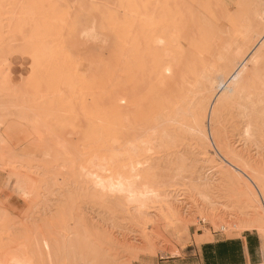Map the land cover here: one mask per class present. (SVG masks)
<instances>
[{"label":"bare ground","instance_id":"6f19581e","mask_svg":"<svg viewBox=\"0 0 264 264\" xmlns=\"http://www.w3.org/2000/svg\"><path fill=\"white\" fill-rule=\"evenodd\" d=\"M122 1L128 2L129 0ZM170 1L175 7H178L181 4L186 5L187 2L188 5L186 6L191 9L193 7L191 4L196 0H191V4L189 3L190 0H185V3L183 2V0H179L182 1L180 5L179 1L176 0V2H178V6H176L177 3L176 5H174V0ZM170 1L166 0V4H168V6H171V8L168 7L169 9H173L172 4L170 5ZM201 1L202 0H197V4H195L196 7H194H198V9L201 8L199 11L202 14L198 13V16L200 15L199 20H201L203 17L201 15H207L210 13V11H208V8L209 6H211L212 2L214 5L219 2V0H210V5L207 2L209 6H206V1L208 0H205V2L204 0L202 2ZM3 2V0H0V43L4 39L3 34L6 25V18H3V14L1 11V8L7 7L4 3L10 2L8 4V6L10 5L9 7L11 8L10 20L12 19L15 22H18V20L20 19L24 8L49 6V10L38 9L35 12V16L31 18V27L33 32L32 37H35V44L30 47V51L35 54L33 57L34 60L31 61V65H33L35 61L37 62V64H39L41 61L46 60L40 59V61H38L37 58L39 57V55L37 54V52L41 46L43 36L49 35L51 37H55V39L58 38L55 35V32L56 28L59 26L58 23H60V21L58 20H60V17L57 18L56 16L62 12V14L59 15L61 16L64 14L62 20L68 17V11L59 8L62 11H60V13L58 12L59 9L57 6L66 5L64 3V0H8V2ZM164 2L165 0L162 1V3ZM199 3H201V5H199ZM202 3H204L206 7H200L203 6ZM166 4L165 7L163 6L164 9L166 8ZM213 4L211 7V11L214 12L216 10V13L220 10V8L221 10L223 9L220 6L218 10L217 8L219 7V5H216L217 8L215 9L214 7L215 10H213ZM182 6L184 10L182 9L181 11H185V9H188L187 7L185 8L184 5ZM182 6H180V9ZM223 7L225 8L226 12L230 11V9L233 8V11H231L233 12L231 14V17H229L230 15L228 16L227 14L229 12L225 13V15H227L226 17L230 19L229 20L226 18L227 22L231 24L227 25L229 27L226 28H230L232 24L235 26H232L231 30H226H229L230 32L232 31L230 33L231 37L229 34V37L231 39L234 31L235 34H237L234 35L235 39H232V41L236 42L234 43V48L239 50L234 55L232 54L234 51L230 48L232 47L233 42L231 43L230 38H228V41H230V43H226L224 48L223 46H221V53H219L221 50L219 48V45L217 44L219 51L216 50V52L220 54L219 56L224 55L223 59H225V61H223L225 63L224 65L219 66L220 69L221 67L223 69H221L220 71L218 70V74L214 76L215 78L212 81H209L211 77L207 79L208 74L205 71V67L202 65V61L205 62L206 60H204L203 58H198L201 55L198 54L200 50H202L200 52L204 54V52L207 51L206 49L209 48V45L212 49V45L209 43L208 38L211 37L212 39V37L215 35H213L215 31L212 32L211 30L210 34L208 33L209 29L207 30L205 28L202 21L206 17H203L202 21L198 23L197 20H195L197 14H194L193 12L195 16L193 18L194 25L192 22L193 19H190L192 20V27H190L189 25V28L187 26V24H189L187 21L189 20L186 14V12L188 11L189 16L191 15L189 10L184 12L186 14L184 15V17L187 18L183 17L184 22H180V24H177L178 20H175V18H173L175 12H177L178 10L180 11V9L177 8V11L173 9L175 11L174 12L172 10L174 12L171 13L173 14V16L169 14L171 18L167 17L165 13V21L169 22L173 18V23L170 22L169 24L172 23L173 27L175 25V22V26H178V29H176L175 26L173 27L176 30H173L175 33H172L171 37H173L174 35V38H171L169 35L171 34L170 30L172 29L171 26H168L169 24L167 26L171 29L164 25L165 28L168 29H165V31H163V33L166 32L164 34L161 32L162 35H160V32H154L152 34L149 32L143 34L145 33V31H143L142 33H139L144 28L143 27L141 29V25L143 22V26L146 27L148 24L145 23V21L148 20L147 22H149L150 24V21L153 20H149V14L148 16H146L148 11H146V19L144 15H142V19L144 18L145 21L143 19L141 20L143 22L140 23L139 18L138 23L137 13H139V11H137L136 16H134L135 14L132 12L134 9L131 10V14H134V17L130 15L131 19L129 17L126 19H129L132 22L135 21L134 18L136 17L135 23L137 25L135 24L134 26H132V23L130 21L129 22L131 24L128 21H121L122 23L124 22L125 27H128V25H130L131 28L132 26L133 30L131 29L130 31L134 33H130L129 27L128 30L122 27V23V25H120L121 27L119 26L120 17H116L115 13L107 14L106 18L108 19L109 29L110 31H112V35H114L116 40L117 55L115 65L118 66L119 69H121L122 74L120 77L122 78L123 85L126 86V84H132L137 88V85H135V81H140H138L137 78L140 77V79H142L143 81L145 77H148V85H146V87H151L149 84L150 80L152 83V92L148 89L147 90L149 93H152V95L150 94V96L148 97L152 96L151 100L154 102H152L153 106H155V108L160 111H162L161 108H167L168 112L171 114H168L170 115L169 119L175 122V124H178V127H180L175 129V126L174 130L179 131L182 135H188L189 133H192L193 135L197 136L198 142L200 143L198 147L200 148L199 151L202 155L199 158L198 163L200 162L199 165L201 171L199 172V174L196 173L197 175L193 176L194 178L192 180H188L186 182V184H189L190 186V192H192L191 196L194 199H191L190 202H187L191 203L192 206L187 207L186 213L188 214L185 217L190 215V213L192 212L191 208L196 207L198 209V215H196V217H198L199 220H209L210 224H212L213 226H219V229H222V232H224L227 236H237L242 231H255L257 235L262 239L264 249V153L260 147H255L254 149L256 153L252 155H250V152L247 151V149L250 148V140L252 139V137L254 138V136L250 134V127L253 128L251 126L252 123L264 128V126H262L264 125V0H226V3H224ZM136 10H134V12H136ZM193 10L194 9L192 8V11ZM201 10H204L205 12H201ZM195 12L197 13V10ZM177 13L178 15L180 14L179 17H181V15L183 14V12L182 14L179 12ZM211 13L209 14L210 16H208L210 17L211 22L214 21L213 23H215V19L211 17L215 14L212 15ZM222 13H220L222 16L219 14L215 15L217 19L220 16L221 18H225L224 9ZM215 16L213 17L215 18ZM179 17L176 16V18ZM190 17L192 18V15ZM209 17H207L206 19L208 20ZM181 19H179V21ZM222 19L219 20H225ZM235 19L237 20L238 24L236 22V24H234ZM185 21L187 24L185 23ZM200 23L202 24L200 25ZM206 23L207 22H205V24ZM215 24H218V20ZM224 24H226V22H224ZM184 25L185 27H188V33L190 31L193 34L191 35L190 33V37H193L194 33H202L203 35H196L201 39V37L206 34L204 36L206 40L203 37L202 39L204 40L201 39L202 41H200L199 38H197L198 40H195V36L193 37L194 43L195 41L200 43L199 46L203 43L201 49L197 45L193 46L189 40L192 48L195 47L194 49L198 51L196 52L193 49V53L196 56L195 58H198V60L201 62H198V60L192 58L195 59L194 61L197 63V65L194 64V61L192 63H189V54L188 56H186L188 52L183 51L182 48L184 45L189 43L187 42L188 40H186L187 37L185 36H188V34H181L186 33L187 31L183 32V29L179 28V26L184 28ZM196 25L197 28L201 26H203L204 28H199V32L197 30L194 31L193 28H196ZM122 28H124V30H126L125 32L127 33H125ZM135 28H138L139 31ZM152 29H154V26ZM180 29L182 31H180L181 33L176 32ZM204 29L208 32H206ZM191 30H193L194 33ZM201 30H204V32H202ZM176 33L180 34L177 38L175 35ZM165 34L168 35V37H170L172 41H168L169 38ZM142 35H145V37L148 38H146L147 43L141 46V40L144 37ZM182 36H185V40L183 41ZM145 37L143 38L144 41L146 40ZM217 37L220 39V36L217 34L216 37H213V39L215 40ZM211 39L209 40L211 41ZM219 39H216V41ZM239 40L241 41L240 43ZM185 41L187 42L186 44ZM207 41L209 45L206 43ZM256 43L258 44L256 48L257 50L248 59L250 53L252 52V47ZM239 45H242L243 47H240ZM184 47H187L185 49L187 50L189 45H186ZM215 48V46L212 50L209 48L208 50L210 51L207 52L210 53V55L206 56H211V53H215ZM188 50H190V48ZM146 57L148 58V60H145ZM51 63L57 71L52 70V72L46 71L39 73L29 72V75L25 77L27 79L25 80V85L34 89H40L43 87L42 85H44L45 87V85L47 84V88H52L51 94H53L57 98L52 102L47 101V103L43 105L29 104V106H26V103L24 102L25 98H23L24 96H22L25 91L19 88V98L23 101L21 106L26 109V113H28L29 115H33V119L32 121H30V123H24V127H21L16 131L12 130V128L9 126H3L2 123H0V169L3 170V172H8V174L13 175L14 177L25 176L27 175L26 172H28L29 175H32L34 181H37V184H35L32 180L23 185V194L19 197V199L25 205L30 206V208H34L32 205L37 202H41L43 207L47 204L46 202H48L49 200V193L47 190H43V187L48 184L47 180H49V178L51 177L49 169L52 168L53 165H61L62 171L60 173L63 182H61L62 188H59L62 193H66L69 195L68 191L70 192L71 190H76L77 192L80 191V193L83 192L84 194L89 195L90 199L92 198L93 200H95V202L96 200L101 203L112 202L114 205H116V207L122 208L126 212L128 219L132 223H141L145 225V227L139 230V233L137 235L139 236V241H142V243L144 244L140 249V252L143 255H152L155 250H157V248L154 247L156 245L155 242L157 243L160 240V242H163L165 245H168L170 242V240L164 237L163 230L165 228L163 229V225H161V222L159 220L153 221L152 219L160 217L162 221H170V225L173 228L176 227L179 223L180 225H188V223L195 221L190 217L188 219H184L185 217L183 218L184 214H182L183 209L181 208V206L186 205V203L183 204L182 202L185 201L186 198L178 196L176 194L177 190L180 188L177 187V184L175 183H177V181H183L185 179L183 178V175L185 173L184 171L186 170L187 172V170H189L186 169L187 166L184 164L185 160L178 159V161L176 162V166L174 168L175 170L173 171L177 170V178L175 176L174 182L172 181L173 178L170 177L169 179L172 180L170 182L169 179H166V183L168 180V184L165 185L166 187L163 186L161 188L153 185V183L151 184L149 178H147L149 172L147 173L146 171L145 173V170H148L150 168L149 166L152 163L153 156L156 155V153L153 152V145L155 140H159V142L163 144L166 143L168 139L170 140L172 138V136L169 135L168 130H164L163 128H161L159 130H155V133L151 132V136L147 132L150 137H143L141 135H138L139 131H141V128L137 131L135 130L137 128H135L134 130H128V128L125 129V122L127 121L128 124H131L133 123V121L130 123V121L127 120L129 118H127L126 115L122 116L123 112L124 110L132 108L134 106L132 104V100L130 103V99H127V90L125 89V87H123L122 90L124 98L121 97L119 98V100H113L112 98L111 100L113 101L108 102L109 107L104 108L103 104H101L102 98L98 97L97 99L95 96L93 97V95L89 97V94H86V92L83 94V92L87 88L85 85L86 80L85 82L83 81L84 85H82L83 76L82 80L81 78L79 80V77H77L76 79V74L72 70V62L70 56L66 54L65 51L62 50V52L59 53V56L57 54L53 55ZM200 68L201 71H199ZM144 72H146L147 75L149 74V76L145 75L144 77ZM44 76L49 77L46 83L44 82ZM188 77L190 81H188ZM75 79L79 82L75 83ZM124 82L126 83L124 84ZM80 83L83 87H80ZM143 83L141 82V84ZM146 83L147 81H145V84ZM2 84L7 88L10 87L11 82L9 75L5 76ZM79 88H83L84 91L80 92V90L82 91V89ZM94 90H96V87L95 89H93V91ZM18 91H16L15 93H17ZM20 91H22V93ZM132 92L134 91L132 90ZM148 92L147 94L149 95ZM98 95L100 96L99 93ZM28 97L29 96H27V98ZM144 97L146 99L145 101H147L148 97ZM29 102L30 101H28V103ZM135 103L137 102H134V104ZM65 109L83 111V114H85L83 119H94L97 122L99 120V122L98 124L96 122L94 124L95 126L91 124L87 127L83 125L79 126L77 123L72 124L71 122L69 123L70 127H63V125L58 124L59 128L58 125H56L55 128L60 133L58 135H55V133L52 132L54 131V129L48 128L45 125L48 121L51 120H48L49 118H47L46 120V117L51 116L52 112H54V114H57L59 112H62V110L65 111ZM92 110L94 112H98V115L94 118H92L90 115H86ZM229 113H231L230 116L228 115ZM232 114L236 115L233 116L234 122L232 123V131L237 132L239 135V140L237 143V146H240L239 149L233 148V146L229 143L227 136H225V134L222 135V127L224 128L225 125H223L222 127L220 126V123L224 119V115L225 118L226 115L232 118ZM40 117L43 121H39ZM186 117L188 119H191L189 122L190 124L187 123L188 119ZM75 120H77V118L70 119V121ZM115 120H119L118 125L122 129L116 128L115 130H113L115 125L111 122ZM165 122L169 123L168 121ZM134 124L135 123H133V125ZM147 126H149V123ZM147 126L145 127L147 128ZM82 128L83 130L86 129L84 135V132L79 135L80 139L84 140L82 142H85L87 145L89 143L90 146L91 144L94 145V148H90L85 152L82 151V149L80 151L77 150L79 145H76L75 141L74 145L71 140L73 139V136H78V133ZM146 128L145 131L147 130ZM81 135L83 136L81 137ZM259 136L260 135H258V137ZM99 141H102L103 143L101 142V144ZM45 142H48V146L44 148ZM85 143L82 145L84 146ZM21 150L32 154L35 158L39 156L40 158L42 157L50 160V162L48 164H45V166L42 165V167L29 166L30 163L29 165L28 163H24V161H26L25 157L19 155V152ZM180 173L182 174L181 176L179 175ZM214 177L216 178V181H219V183L213 182V180L215 179ZM165 178H168V176H165ZM165 178L163 179V182L165 181ZM56 181L57 180H55V182ZM213 184L217 185L218 188L224 187L225 185L226 188L231 191V197L235 198V202H231L230 204L232 206L231 209V206L227 205L228 201L226 202V205H221V203L219 202L220 200H214L215 198L213 199L211 197L210 193L211 189L213 188ZM71 197L72 193L70 198ZM70 198L68 197L66 199L68 202L67 204H69L68 199ZM72 200L73 199H71V202ZM67 204L65 207L62 206L63 208L59 210V214L57 216L44 220L42 225L37 226L30 224L28 225L25 223L21 224L24 232L23 236H19L18 234V236L8 235V243L5 244V246L8 245V248H6L5 246L0 247V264H7L5 258H10L7 254V252L10 250L17 253L16 258L21 260H16L18 264H32L31 259L27 256L26 253H28L29 250L34 249L36 252L34 255L39 258L42 257L44 246L46 244L45 240L49 239L53 241L55 252L57 254H61L63 258H67L66 261H68L69 259V254L78 255V252H81V244L84 246V244L87 242L86 237H93L92 231L94 232V230L96 231V229H94V227H90L88 228V230L92 229V231L90 230L89 232L87 230V232L82 229L81 232L80 228L83 226V220L81 221L80 219H78V216H80L79 213L76 212L75 214L74 211H72V208L70 209ZM219 206L222 207V210L219 209ZM1 208L0 225L4 228H7L9 227V225H7L9 220L6 218ZM42 210L46 211L45 209ZM72 212L74 213V215ZM152 213H154V215ZM74 216H76V218ZM225 216L229 219L234 216L232 218L233 221L224 220L223 217ZM82 228L86 230L85 227ZM150 228L151 231L148 230ZM54 229H61L62 232L59 235H51L50 232H52V230ZM146 230L150 233H148ZM94 237L93 239L98 243H101L103 241L102 239L106 238L104 234L100 236L95 235ZM123 239L122 241L120 239H116V243L119 246V249H122L124 252H129V254H131L130 256H132V260H136L139 255L137 254V251H135L136 247H134V243H130L128 240ZM183 248L184 247H182L181 249ZM165 253H169L170 256L172 255L174 257L180 254V249H178L176 246L172 247L171 245H169L168 252Z\"/></svg>","mask_w":264,"mask_h":264},{"label":"rangeland","instance_id":"374dc122","mask_svg":"<svg viewBox=\"0 0 264 264\" xmlns=\"http://www.w3.org/2000/svg\"><path fill=\"white\" fill-rule=\"evenodd\" d=\"M3 1L8 2V0H3ZM162 1L163 0H129L128 2L122 1V0L121 1L120 0H64V3L66 5H61V6H57V7H58V9L60 8V9H64V10L68 11V17L66 19L62 20L64 17L63 16L64 14L59 16L60 14H62V12L60 13V11H62V10L59 9V11H58L60 13L59 15H57V12H56V15H57L56 17L57 18L60 17V20L57 19L58 21H60V23L57 22L59 24V26L56 28V32H55V35L58 38L55 39V37H51L49 35L43 36L41 46L37 52V54L39 55L37 60L38 61H40V59H46V60L41 61L39 64H37V62L35 61V63L33 65H31V61L34 60L33 57L35 54L32 51H30V47H32L35 44L34 43L35 37H32L33 32H32V27H31V23H32L31 18H33L35 16V12L38 9L39 10H44V9L49 10V6L24 8V11L20 16V19L18 20V22H15L12 19L10 20L11 8L9 7L10 5L8 6V4L10 2L9 3L3 2L4 4H6L7 7L1 8L3 18H6L5 19L6 25H5V30H4V34H3L4 39L0 43V123H2L3 126H9L12 128V130L16 131L19 128L24 127V125H25L24 123H27V122L30 123V121H32L33 115L32 114L29 115L28 113H26V109L23 106H21L23 101L19 98V96H20V93L18 91V90H20L19 88H21L25 91V93L22 94V96H24L23 98H25L24 102L26 103V106H29V104L30 105H38V104L43 105V104H46L47 101L52 102L57 98L56 96L51 94L52 88H47V86H46L47 84L45 85V87H44V85H42L43 87L40 89H34L32 87H27L25 85L26 84L25 80H27L25 77H27L29 75V72H35V73L46 72V71L52 72V70H55V68L53 67V65L51 63L53 55L57 54L59 56V53H61L62 50L65 51V53L70 56V59L72 62V70L76 74V79H77V77H79V80H80V78L82 80V76H83L82 85H84L83 81L85 82V80H86V82H87V80L89 82V83L85 82V85L87 87L86 88L87 91H86V89L84 91L83 88H79V89H82V91L80 90V92L84 91L83 94L86 92V94H89V97H91V95H93V97L95 96L97 99H98V97L102 98L101 104H103L104 108L109 107L108 102H112L113 100H119V98H121V97L124 98V94L122 93V90H123V87H125V89L127 90L126 91L127 99H130L129 100L130 103L132 100V104L134 106L132 108H128V109L124 110L122 116L126 115L127 118H129L127 120H129L130 123L132 121H133V123H135L134 125H133V123H131L132 124L131 125V124H128L126 121L125 122L126 123L125 129L128 128V130H130V129L134 130L135 128H137V129H135L137 131L138 129L140 130V128H141V131H139V134L137 132L136 133L138 135L143 136V137H148L149 134L151 136L152 133H155V130H159L161 128H163L164 130H166V129L168 130V133L170 136H172V138L170 140L168 139L167 142L163 143V144L160 143L159 140H155L154 145H153V152H155L156 155L153 156L152 163L150 162L151 163L149 166L150 168L148 170H145V173H146V171H147V173L149 172V175L147 178H149L151 184L153 183V185L162 188L163 186L168 184V180L166 183V179H169L171 177V178H173V180L169 179L170 182H171V180L174 182L175 176L177 178V174H176L177 170L176 171H173V170H175L174 168L176 166V162L178 161V159L185 160L184 164L187 166L186 169H189V170H187V172H186V170L184 169L185 173L183 175V178H185V179L183 181H180V182L177 181V183H175V184H177V187L180 188L177 190L176 194L178 196H182V197L188 199V200L185 199V201H182L183 204L186 203V205L181 206V208L183 209L182 214H184L183 215V218H184L188 214V213H186L187 207L192 206L191 203H187V202L188 201L190 202L191 199H194L191 196L192 192H190V188H189L190 186H189V184H186V182L188 180H192L194 178L193 176H196L201 171L200 165H199L200 162L198 163L199 158L202 155L201 152L199 151L200 148L198 147L200 145V143L198 142L197 136L193 135L192 133H189L188 135H186V134L182 135L179 131L174 130L175 126H176L175 129L180 128V127H178L179 126L178 124H175V122H173L171 119H169V116L171 114L168 112L167 108L166 109L161 108L162 111H160V110L156 109L155 106H153V104H152L153 101L151 100L152 96L148 97V96H150V94L152 95V93L148 92V90H150V91L152 90V83L150 80H149V84L151 87L150 88H149V86H147L148 88L146 87V85H148V77H145V75L149 76V74L147 75L146 72H144V77H145V78L143 77L144 83H143L142 79H140V77L138 76L139 78H137V79H138V81L140 80L139 81L140 83L135 81V83H136L135 85H137V88L135 86H133L132 84H130V85L126 84V86L123 85L122 78L120 77L122 74L121 69H119V67L115 65L116 55H117L116 40H115L114 35H112V31H110V29H109L108 19L106 18L107 17L106 15L115 13L116 17L117 16H118V18L120 17L119 26L123 24L122 27H124L126 30H128V27L130 28V25H128V27L126 26L127 27L126 28L124 25V22L123 23L121 22L122 20H124L125 22L126 21L129 22L130 20L129 19L127 20L126 18H128V17L130 18V15L132 17L136 16L137 11H139V13H137V15H138L137 22L139 23V18H140V23H141V22H143L141 20L144 19V18L142 19V15H144V17H145L146 11H148L146 16H148V14H149V16H148L149 20L153 19L150 21L151 25L149 24V22H147L148 20L145 21V19H146V17H145L144 21L148 25L146 27L143 26V23H144L143 22L141 25V29L143 27L144 28L139 33H142L143 31H145V33H143V34H146L149 32L151 34L154 32H157V33L160 32V35H162L161 32L163 33V31H165V29L167 30L168 28L169 29L172 28L170 30L171 34H169V31H168V34L171 37L172 33H175L174 31L176 29H178V26L177 27L175 26L176 25L175 22H174V24H175L174 26L176 27V29L173 28L174 26L172 27V23L174 20L173 18H175V20L176 19L178 20L177 24H180V22H184L183 17H184V15L187 14L188 20H189L187 22L189 24H187L186 21H185V23L187 24L188 27H189V25H190V27H192V22L194 25V19H193L195 17L194 14H197L195 17L196 18L195 20H197V22L199 23L200 21H202L203 17L204 18L209 17L210 16L209 14L211 12H212L211 13L212 15L213 14L216 15L218 12L222 13L223 9H224V15H225V13L229 12L227 14H228V16L230 15L229 17H231L232 16L231 14L233 13L231 11H233V8H231L230 11L226 12L225 8L223 7L224 3H226V0H219V2H217V4H215V5L212 2L213 10H215L217 8L216 5H219V7L217 8L218 10H219L220 6L223 9L221 10V8H220V10L215 13L216 10L214 12L211 11L212 10L211 9L212 4H211V6H209L210 0H208V1H206V6L209 4L208 5L209 10L208 11H210V13L207 15L203 13L204 15H201V16H203L202 19L200 18L201 20H199L200 15L198 16V13L202 14L199 11L201 8L200 9H198V7L194 8V7H196L195 4H197V2H196L197 0L194 1V3H192V4H191V0L189 2L193 6V7L191 6L194 9L193 11H192V8L190 9L188 6H186V5H188L187 2H186V5L185 4L180 5V3L182 1L178 0L180 6L184 5L185 8L186 7L188 8V9H185V11H181L183 9V6L180 9V6H178V2H176V0H174V2H175V3L173 2L174 5H176V3H177L176 6H178V7H175V6H173L172 2L169 0L171 2V3L169 2L170 5L172 4V7L175 11L180 9V11L178 10L177 12H179L181 14L183 12L181 17H179L180 14L178 15V13L175 12L173 9H169V8H171V6H168V4H166V0L164 3H162ZM211 1H213V0H211ZM214 1H216V0H214ZM223 1H224V3H223ZM183 2L185 3V0H183ZM204 2H205V0H204ZM207 2H208V4H207ZM214 3H216V2H214ZM119 4H121V5H119ZM165 4H166V8L164 9ZM202 4H203V6H200V7H206L204 3H202ZM146 5H149V6H146ZM199 5H201V3H199ZM214 7H215V9H214ZM8 8H10V9H8ZM156 8H157V11H156ZM133 9L134 10L138 9V10H136V12H134ZM166 9H167V11H166ZM131 10H133L132 12L135 15L131 14ZM168 10H169V12H168ZM172 10L175 12V15H174L175 17L173 16V14H171V13H174ZM187 10H189V12L191 13L192 18L190 17L191 15L189 16ZM196 10H197V13L195 12ZM56 11H57V9H56ZM203 11L201 10V12H203ZM184 12H186V14ZM193 12H194V14H193ZM165 13H166L167 17H170V15L173 16V18L170 21L168 20L169 22L165 21V19H166ZM220 13H218V14L221 15ZM215 15H213V16H215ZM176 16L179 18H176ZM213 16H211V17L213 19H215V23L218 20V24L213 23L214 21L211 22L210 17L208 20L205 18L202 21L204 23L205 28L207 30L209 29V32L204 29L206 32L211 34L210 31L212 30V32L215 31V33H213V35L215 34L213 37H216V34L220 36V39L218 37L216 38V39L220 40V41L217 40L219 42H217L216 39L214 40L213 37H212V39H211V37L210 38L207 37L209 43L212 45V49L214 46L217 48V49L216 48L214 49L215 53L212 51L213 53H211V56H206V55H210V53H208L207 51H210V50H208L209 48L211 49L210 45L208 44V41L206 43L209 45V48L206 49L207 51H205L204 54H202L200 52L202 50H200L199 51L200 53H199L198 51H196L194 49L195 47L192 48V46L190 45V42H191V44L193 46H196V45L199 46L200 43H198L196 41L194 43L193 37L195 36V40H196L197 38H199L196 35L198 34V36H199V34H202V33H194L193 30H191L194 33V36L193 37L191 36L192 37V40H191V37L189 35L191 32L189 31V33H188V29H187L188 27H185V25H184V28L181 26H179V28L183 29V32L187 31L186 33H181L182 32L181 29L176 31V32L181 31L180 32L181 34H183V35L188 34V36H189L188 37L187 35H185L187 37L186 40H188L187 42H189V40H190V42L188 44H186L187 42L185 41V44L189 45L188 49L190 48L191 51L188 49L185 50L187 47L185 48L184 46H186V45H184L182 47L183 51L188 52V53L186 52L187 53L186 56H188V54H189V60H190L189 63H192L195 59L198 60V58H200V59L203 58L204 60H206L205 62L202 61V65L205 67V69H206L205 71L208 74L207 79L211 77L209 79V81H212L215 78L214 76H216V74H218V70L220 71L221 69H223L222 67L220 69L219 66H222L225 63L224 62L225 59H223L224 55L219 56L220 54H218L216 52V50L219 51L217 44L219 45V48L221 50V46H223V48H224L226 43H230V41L232 43L233 42L232 39L233 40L235 39L234 35H237V34H235V31H234L236 29L235 28L233 30L234 34H232L234 36V38H233V36H232V39L230 38L231 37L230 33L232 31L230 32L229 30H231V27L235 26V25L232 24V26H230V28H226V27H229L227 25L230 24L226 20L227 15H225V18L222 17L223 19L221 18L222 15L220 17H218V19L216 16H215V18ZM121 18H125L126 20L121 19ZM135 18H134V20L136 21ZM184 18H187V17H184ZM179 19H181V20L179 21ZM190 19H193V21ZM219 19L220 20L225 19V20L220 21ZM227 19H229V18H227ZM135 21H132V22L130 21L132 24L130 22L129 23L132 26H134L136 24ZM133 22H134V24H133ZM170 22H172V23L169 24ZM205 22H207V23L205 24ZM224 22H226V24H224ZM235 22L238 24L236 19L234 20V24H236ZM212 23H213V25H212ZM232 23H233V21H232ZM201 24L202 23H200V25ZM164 25L165 26H167V25L171 26V28L168 26H167L168 28H165ZM181 25H182V23H181ZM132 26L129 29V31L131 29L133 30ZM153 26H154V29H152ZM155 26H156V29H155ZM159 26H160V28H159ZM198 27H199V25H198ZM124 28H122V29L125 32L126 30H124ZM138 28H139V24H138ZM138 28H135V29H137L139 31ZM196 28H197V25H196ZM196 28L195 27L193 28L194 31L197 30L199 32V28L202 29L204 27L201 26L197 29ZM184 29H186V30H184ZM226 29H229V30L227 31ZM137 30H134V31H137ZM204 30H201V31L204 32ZM131 32L132 31H130V33ZM125 33H127V32H125ZM130 33H128V34H130ZM132 33H134V32H132ZM164 33H166V32H164ZM229 34H230V37H229ZM175 35L177 38L178 35H180V34L176 33ZM191 35H193V34L191 33ZM142 36L145 37V35H142ZM166 36L168 37V35H166ZM204 36L201 37V35H200L201 39ZM170 37H168L169 38L168 41H170V40L172 41V39H170ZM174 37L175 36L173 35V37H171V38H174ZM184 37L182 38V41L185 40ZM143 38L141 40V46L143 44L147 43L146 38H148V37H145V39H146L145 41ZM228 38H230V41H228ZM201 39H200V41H202L204 39L206 40L205 37H204V39H202V40ZM209 39H211V41ZM240 40H239V43L241 42ZM31 43H32V45H31ZM234 43H236V42H233L232 47L230 48L231 50L234 51V52L232 51L233 53L231 52L233 55L239 50V49L234 48ZM202 46H203V43L199 46L200 49L202 48ZM239 46L243 47L242 45H239ZM257 46H258V44L256 43L252 47V52L250 53L248 59L250 58V56L253 53L256 52ZM193 49L196 52H198V54H201L202 57L200 55L198 58H195L196 56L193 53ZM221 52H222V50L219 53H221ZM215 56H216V58H215ZM192 58H195V59H192ZM219 58H221V59H219ZM145 60H148V58L146 57ZM198 62H201V61L198 60ZM222 62H223V64H222ZM145 63H147V62H145ZM194 64L197 65V63L195 61H194ZM216 65L218 68L216 67ZM198 67H200V66H198ZM55 71H57V70H55ZM147 71H148V69H147ZM199 71H201V68ZM212 74H213V76H212ZM6 75L10 76L11 85L9 88H7L6 86H3V84H2V81H3V79H5ZM46 76H44L45 77V81H44L45 83L47 82V80L49 78ZM142 76H143V74H142ZM145 81H147L146 84H145ZM188 81H190L189 77H188ZM76 82H79V81L76 80L75 83ZM141 82L143 84H141ZM125 83L126 82H124V84ZM78 85H79V83H78ZM132 86H133V89H132ZM80 87H83V86H81V83H80ZM95 87H96V90L93 91V89H95ZM128 87H129L130 91L128 90ZM132 90L134 92H132ZM16 91H18V92L15 93ZM22 91H20V92L22 93ZM98 91H100V92H98ZM80 92H79V94H80ZM93 92H94V94H93ZM147 92L149 93V95L147 94ZM98 93L100 94V96L98 95ZM26 94H27V96H29L28 98H27ZM144 96L148 97V98L146 97L147 101H145L146 99ZM96 98H94V99H96ZM112 98H113V100H111ZM133 100H135V101H133ZM28 101H30V102L28 103ZM134 102H137V103L134 104ZM168 114H170V115H168ZM230 114L231 113H229L228 115L230 116ZM86 115H90L92 118H94L98 115V112H94L92 110V111L88 112ZM228 115H226V118L224 115V117H223L224 119L221 122L222 125L220 123L221 127L223 125H225L224 128L222 127V132H223L222 135L225 134V136H227V139H228L229 143L233 146V148L239 149L240 146H237L238 145L237 143L239 140V138H238L239 135L237 132L232 131L233 130L232 123L234 122L233 116H236V115L232 114L231 115L232 118H230ZM84 116H85V114H83V111L65 109V111L62 110V112H59L57 114L56 113L54 114V112H52L51 116L46 117V120H47V118H49L48 120H50V119L51 120L48 122L46 121L47 123L45 125L48 128L54 129V131H52V132H54L55 135H58L60 132H58L55 128L56 125H58V124L63 125V127L64 126L70 127L69 123L71 122L72 124L77 123L79 126L83 125V126L87 127L91 124L94 125L97 122L94 119H86L85 120V119H83ZM163 117L164 118L166 117V118L164 119ZM71 118H77V120L70 121ZM41 120H42V118L40 117L39 121H41ZM190 120L191 119L189 118L187 123H189ZM248 120H249V117H248ZM165 121H168L169 123H167ZM98 122H99V120H98ZM98 122H97V124H98ZM118 122H119V120H115V121L111 122L112 124L115 125L113 130H115L116 128L122 129L118 125ZM170 122H171V124H170ZM148 123H149V126H147ZM129 126H130V128H129ZM145 126H147V128ZM251 126L253 128L250 127V130H251L250 134L253 135L254 138L252 137V139H251L252 144H251V140H250V142H249L250 148H248L247 151L250 152V155H252V154L256 153L254 148L260 147L264 153V138H263L264 137V131H263L264 128L261 126H257L256 124H253V123ZM254 126H256V127H254ZM262 126H264V125H262ZM58 128H59V125H58ZM83 128L78 133V136L83 132H84L83 135L85 134L86 129L83 130ZM145 128L148 131L147 130L145 131ZM142 129H143V131H142ZM255 133L260 135V136L258 137V135H256ZM83 135H81V137ZM78 136L77 137L73 136L72 137L73 139H71L72 142L74 143V145H75V142H76V145H79V147L78 146L77 147L80 149L77 148V150L80 151L82 149V151L85 152L86 150H89L90 148H94V145L91 144L92 147L90 146L89 143L87 145L85 142H82L84 140L80 139V136L79 137ZM154 136H156V135H154ZM99 142L101 143L102 141H99ZM84 143L86 145V146L84 145L85 147L82 145ZM47 144H48V142L47 143L45 142L44 148L48 146ZM19 155H21L22 157H25L26 161H24V163L25 164L28 163V165L30 163L29 166L42 167V165L45 166V164H48L50 162V160H47V159L42 158V157L40 158L39 156L35 158L32 154H29L28 152H26L24 150H21L19 152ZM49 171H50L51 177L49 178V180H47L48 184L43 187V190H47L49 193V198H48L49 200H48V202H46L47 204L45 205L46 208H45V206L44 207L42 206L41 202L35 203L36 205L33 204L32 206L34 208H32V207L30 208V206L22 203L21 200L19 199V197L23 194V191H22L23 185L27 184V182H30L32 180L35 184H37V181L35 182L32 175H29L28 172H26L27 175H25V176H22V177H19V176L16 177L15 176L14 177L13 175L8 174V172L4 171L5 172L4 173L3 170L0 169V191H1V193H0V208L2 207L1 209L3 210V213L5 214L6 218L9 220V222L7 224V225H9V227H7L8 229L4 228L0 225V244H1L0 247H4L5 244L8 243L7 242L8 235H13V236H18V235L23 236L24 235L23 228L21 227V224L25 223L28 225L30 224V225H37L38 226V225H42L44 220L57 216L59 214V210L62 209L63 207H65L66 204L68 203L66 199L68 197L70 198L71 193H72V197L70 199H68L69 204H67V206L70 209L72 208V211H74L75 214H76V212L79 213L80 216H78V219H80L81 221L83 220L82 221V223H83L82 227H85L86 230L81 227L80 228L81 232H82V229L84 231H87L88 228L94 227V229H96V231L94 230V232H93L92 229L88 230L89 232H90V230L92 231L93 237L95 235L100 236V235L104 234V236H106V238L102 239L103 243L102 242L98 243L96 240L93 239V237L86 235L89 237H86L87 242L84 244V246L81 244V249H80L81 252H78V255L69 254L70 256L68 258L70 260L68 259V261H66L67 258L65 259L62 257L61 254H57L55 252L54 247H53L54 246L53 241L51 239L45 240L46 244L44 246V252H43L42 257L39 258L36 255H34L36 253L34 249L33 250L31 249L28 251V253H26L27 256L31 259L32 264H64V263L65 264H156L159 260H165L167 258H170V254L165 253V252H168L169 245H171L172 247L176 246L178 249H180V251H182L188 245L191 244V240L193 239L192 236H194V234L196 232H203L204 231V234L206 236H209V232H208L209 230L216 232V233H219V234L220 233L225 234L224 232H222L223 231L222 229H219V226H217V225L213 226L212 224H210L209 220H207V221L199 220V218L196 217V215H198V209L196 207L191 208L192 212L190 213V215L184 218V219H188L190 217V218H193L195 220L194 222L188 223L189 226L187 224H183V223H182L183 225H180V223H179L176 227L173 228L170 225L171 224L170 221H168V222L162 221V219L160 217L152 219L153 221L159 220L161 222V225H163V229L165 228L163 230L164 237L167 238L168 240H170V242L168 245H165L163 242H160V240H159L158 241L159 243L155 242L156 245L154 247L157 248V250H155V252L152 255H148V254L143 255L140 252V249L143 247L144 244L142 243V241H139L140 239H139V236H137V235L139 233V230H141L143 227H145L144 224L132 223L128 219L126 212L122 208L116 207V205H114L112 202L101 203V202H98L97 200L95 202V200H93L92 198L90 199L89 195H86L83 192L80 193V191L77 192L76 190H71L70 192L68 191L69 195L66 193H62V191L60 190V188H62L61 182H63V179H62V176L60 173L62 171L61 165H53L52 168L49 169ZM53 173H55V174H53ZM166 174H168V175H166ZM52 175H53V177H52ZM171 175H173V176H171ZM179 175L181 176L182 174L180 173ZM165 176H168V178H165ZM164 178H165V181L163 182ZM55 180H57V181L55 182ZM213 182L219 183V181H216V178L213 180ZM170 184H174V183H170ZM212 186H213V188L211 189V193H210L211 197L213 199L215 198L214 200H218V201L220 200L219 202L221 203V205L222 204L226 205L227 201H228L227 205H230L231 202H235V198L231 197L232 196L231 191L228 188H226L225 185H224V187H219V188L215 184H213ZM225 188H226V190H225ZM228 193H229V195H228ZM74 195L76 196V198ZM71 199H73L72 200L73 203L71 202ZM230 199H231V201H230ZM233 199H234V201H233ZM75 207H76V209H75ZM184 208H186V209H184ZM231 208H232V206L230 207V209ZM42 209H45L46 211H44ZM219 209L222 210V207L219 206ZM39 211H40V213H39ZM74 213H73V215H74ZM152 214L154 215V213H152ZM74 217L76 218V216H74ZM233 217L234 216H232L229 219V218H226V216H225V217H223V219L226 221L227 220L233 221V219H232ZM40 221H41V223H40ZM135 225H136V227H135ZM148 230L151 231V228ZM61 232H62L61 229L60 230L54 229L50 233H51V235L52 234L59 235ZM99 232H100V234H99ZM129 233H131V234H129ZM148 233H150V232H148ZM20 234H22V235H20ZM84 236H85V234H84ZM122 237L125 240H128L130 243H134L133 245H134V247H136L135 251H137V254L139 255V257L136 260H132V256H130L131 254H129V252H127V251L124 252L122 249H119V246L116 243V239L117 240L120 239L122 241V239H123ZM49 238H51V237H49ZM7 246H5V247L8 248ZM182 247H184V248L181 249ZM127 253L129 256L127 255ZM7 254L10 257V258H8V257L5 258L7 264H9V263L10 264H18L16 262V260L21 261L20 259L16 258L17 253L13 252L12 250L8 251ZM115 254H116V256H115ZM111 255H113V256H111Z\"/></svg>","mask_w":264,"mask_h":264},{"label":"crops","instance_id":"0c3cea01","mask_svg":"<svg viewBox=\"0 0 264 264\" xmlns=\"http://www.w3.org/2000/svg\"><path fill=\"white\" fill-rule=\"evenodd\" d=\"M196 232L191 244L177 256L159 260L156 264H262L263 242L254 231H242L237 236L208 231Z\"/></svg>","mask_w":264,"mask_h":264}]
</instances>
